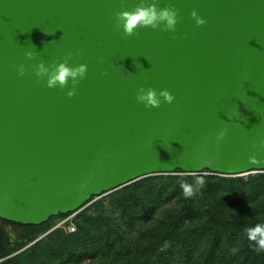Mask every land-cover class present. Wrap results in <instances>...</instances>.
Returning a JSON list of instances; mask_svg holds the SVG:
<instances>
[{
  "label": "water",
  "instance_id": "1",
  "mask_svg": "<svg viewBox=\"0 0 264 264\" xmlns=\"http://www.w3.org/2000/svg\"><path fill=\"white\" fill-rule=\"evenodd\" d=\"M137 2L0 0V219L42 225L178 171L264 173V0H162L176 31L127 37L115 13ZM69 56L88 66L72 98L33 71ZM141 87L175 100L146 109Z\"/></svg>",
  "mask_w": 264,
  "mask_h": 264
},
{
  "label": "trees",
  "instance_id": "2",
  "mask_svg": "<svg viewBox=\"0 0 264 264\" xmlns=\"http://www.w3.org/2000/svg\"><path fill=\"white\" fill-rule=\"evenodd\" d=\"M198 177L178 171L137 181L79 212L71 234L55 229L39 239L74 213L38 226L0 219L1 264H264L246 231L264 224V173L204 175L203 186ZM7 228L25 235L13 244Z\"/></svg>",
  "mask_w": 264,
  "mask_h": 264
},
{
  "label": "clouds",
  "instance_id": "3",
  "mask_svg": "<svg viewBox=\"0 0 264 264\" xmlns=\"http://www.w3.org/2000/svg\"><path fill=\"white\" fill-rule=\"evenodd\" d=\"M162 0H138L132 10H121L115 13V28L121 30L124 36L130 37L136 34L138 29L150 28L164 32H175L179 20V11L173 6L161 7ZM191 19L194 20L197 27L203 26L206 20L198 15L196 10L190 13ZM29 60L34 59L33 52H27ZM69 59L59 63L46 64L43 60L37 63L33 69L36 77L45 81L48 89L60 88L69 90L66 92L67 97L72 98L76 94V88L80 81L84 80L87 75V64L70 65ZM18 75L25 74V68L21 65L17 69ZM136 102L142 104L146 109L159 108L162 104H173L175 97L167 90L157 91L154 88L141 87L135 96ZM227 135V129H221L216 134V142H222ZM249 163H257L255 157H250ZM204 164L211 165L210 161ZM205 180L198 177L196 184L203 186ZM186 198L194 194L193 187L188 184H182ZM235 211V210H233ZM248 238L254 241L260 251H264V224H256L254 227L246 230Z\"/></svg>",
  "mask_w": 264,
  "mask_h": 264
},
{
  "label": "rangeland",
  "instance_id": "4",
  "mask_svg": "<svg viewBox=\"0 0 264 264\" xmlns=\"http://www.w3.org/2000/svg\"><path fill=\"white\" fill-rule=\"evenodd\" d=\"M174 175H176V174H174ZM204 175H210V174L204 173V174H200V175H190V176H199V177H202V176H204ZM252 175H256V174H252ZM167 176H172V175H167ZM215 176H217V175H215ZM248 176H249V175H248ZM248 176H245V177H248ZM107 196H108V195H107ZM107 196H104V197H107ZM102 198H103V197H102ZM102 198H95L91 203H89L87 206H85V207H84L83 209H81L79 212L84 211V210H87V209H89V208H92V206H93L97 201H99V200L102 199ZM104 203L107 204V203H108V200L106 199V200L104 201ZM92 210H93V209H92ZM79 212L74 213V214H72L71 216H68V217H66V218H60V219H55V220H53V222H52L50 228H49L46 232H44V233L39 237V239H42V238H44L45 236L51 234V233L55 230V228L61 223V221H63L64 219H69L70 222L73 223V224L75 225L74 221H75V219L77 218V214H78ZM75 226H76V225H75ZM7 230H8L9 238H10V240H11V242H12L13 244H15V243L18 242V241H21V238L25 235L24 232H23L22 230H18L17 232H14L11 228H7ZM29 246H30V245L26 246L23 250L27 249ZM88 259H90V258L88 257L87 260H85V262H87ZM1 262H2V261L0 260V264H1Z\"/></svg>",
  "mask_w": 264,
  "mask_h": 264
},
{
  "label": "built area",
  "instance_id": "5",
  "mask_svg": "<svg viewBox=\"0 0 264 264\" xmlns=\"http://www.w3.org/2000/svg\"><path fill=\"white\" fill-rule=\"evenodd\" d=\"M55 229H63L66 233H75L76 226L69 219H64Z\"/></svg>",
  "mask_w": 264,
  "mask_h": 264
}]
</instances>
